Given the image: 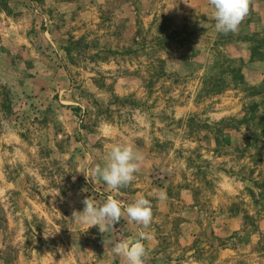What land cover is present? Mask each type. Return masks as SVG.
I'll return each mask as SVG.
<instances>
[{
    "label": "rangeland",
    "instance_id": "obj_1",
    "mask_svg": "<svg viewBox=\"0 0 264 264\" xmlns=\"http://www.w3.org/2000/svg\"><path fill=\"white\" fill-rule=\"evenodd\" d=\"M215 23L208 0H0V264H126V213L72 216L110 195L152 202L144 264H264V0ZM128 143L129 186L86 178Z\"/></svg>",
    "mask_w": 264,
    "mask_h": 264
},
{
    "label": "clouds",
    "instance_id": "obj_2",
    "mask_svg": "<svg viewBox=\"0 0 264 264\" xmlns=\"http://www.w3.org/2000/svg\"><path fill=\"white\" fill-rule=\"evenodd\" d=\"M213 7V18L217 32L228 34L239 30L240 24L250 11L251 0H208ZM142 155L134 149L133 145L115 144L105 157L103 166L96 164L91 177L86 176L90 182L102 179L109 189L127 187L135 179L139 171ZM159 199H165L166 193L161 191L156 194ZM83 210L73 211V218L88 228L98 226L100 233H106L121 220L126 213L130 222H135L139 227L136 238L124 239L114 245V252L122 255L126 264H144L149 249L144 241L151 239L148 231L153 219L152 202L144 195H139L134 202L123 207L111 195L103 204H96L92 199L83 200Z\"/></svg>",
    "mask_w": 264,
    "mask_h": 264
}]
</instances>
